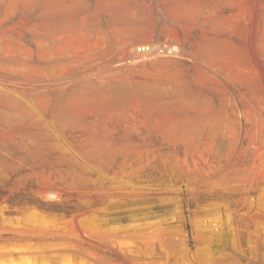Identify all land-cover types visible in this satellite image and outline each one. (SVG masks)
<instances>
[{
    "label": "rangeland",
    "instance_id": "rangeland-1",
    "mask_svg": "<svg viewBox=\"0 0 264 264\" xmlns=\"http://www.w3.org/2000/svg\"><path fill=\"white\" fill-rule=\"evenodd\" d=\"M0 264H264V0H0Z\"/></svg>",
    "mask_w": 264,
    "mask_h": 264
},
{
    "label": "built area",
    "instance_id": "built-area-1",
    "mask_svg": "<svg viewBox=\"0 0 264 264\" xmlns=\"http://www.w3.org/2000/svg\"><path fill=\"white\" fill-rule=\"evenodd\" d=\"M138 53L141 55L153 57H174L177 54V46L167 43H159L154 45L143 46L138 48Z\"/></svg>",
    "mask_w": 264,
    "mask_h": 264
},
{
    "label": "bare ground",
    "instance_id": "bare-ground-1",
    "mask_svg": "<svg viewBox=\"0 0 264 264\" xmlns=\"http://www.w3.org/2000/svg\"><path fill=\"white\" fill-rule=\"evenodd\" d=\"M143 46L145 47V45H142L141 48H142Z\"/></svg>",
    "mask_w": 264,
    "mask_h": 264
}]
</instances>
